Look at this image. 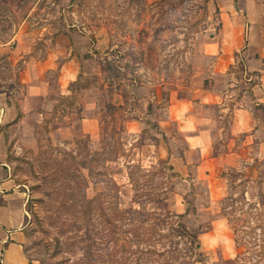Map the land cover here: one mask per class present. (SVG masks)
I'll return each mask as SVG.
<instances>
[{
	"label": "rangeland",
	"instance_id": "1",
	"mask_svg": "<svg viewBox=\"0 0 264 264\" xmlns=\"http://www.w3.org/2000/svg\"><path fill=\"white\" fill-rule=\"evenodd\" d=\"M218 17L211 0H0V105L5 109L0 131L8 140L12 178L23 193L24 250L30 259L41 264H178L184 239L167 235L169 225L160 218L150 230L154 219L133 211L182 215L188 208L181 221L199 243L192 247L189 264H264V159L258 181L248 182L242 168L228 173L226 196L243 192L245 201L256 206L246 211L243 205L228 223L219 206L210 203L204 181L167 178L152 147L160 134L155 124L144 120L135 133L124 127L139 94L158 88L162 105L170 91L192 99L199 89H212L215 57L204 43L217 44L220 54L236 48L221 45L230 31H222ZM26 49L30 52L16 63V53ZM75 54L81 66L67 96L54 93L58 70H49L50 93L37 113L21 125L2 126L22 119L18 109L26 85L17 74L26 60L50 55L60 65ZM234 57L215 88L226 97L214 109L220 116L218 151L227 137L228 111L249 81L242 47ZM92 101H97L96 131L89 136L80 120L84 104ZM109 103L119 106L115 123ZM170 251L176 252L171 259Z\"/></svg>",
	"mask_w": 264,
	"mask_h": 264
},
{
	"label": "crops",
	"instance_id": "2",
	"mask_svg": "<svg viewBox=\"0 0 264 264\" xmlns=\"http://www.w3.org/2000/svg\"><path fill=\"white\" fill-rule=\"evenodd\" d=\"M211 1L218 9L220 28L230 31L228 38L223 37L221 45L236 47L220 54L217 44L204 43V50L215 57L210 76L212 89H199L198 95L192 99L170 91L166 103L162 105H159L158 88L152 93L139 94L132 103L133 115L128 112L124 127L128 133H135L143 127L144 120L155 124L160 132L156 135L157 143L152 146L156 150L155 159L166 161L184 182L204 181L210 203H216L221 208V201L227 195L229 172L242 168L248 182L261 179L259 167L264 159V0ZM241 47L243 72L249 76V81L246 80L248 86L239 94L234 108L228 111L227 137L223 150L218 151L215 142L216 131H220L217 129L220 116L214 109L220 107L226 97L224 92L215 88L218 87V77L226 76L235 62L234 54ZM29 52V49L18 51L15 62H20L23 55ZM80 66L78 54L68 57L60 65L52 61L50 55L41 60L33 57L26 60L24 68L19 69L17 74L18 82L26 85V98L18 109L22 119L15 123L13 118L2 126L11 122L14 126L21 125L28 115L37 113L36 108L50 93L51 84L46 79L49 70H58L55 80L58 87L54 93L67 96V86L78 76ZM96 103L84 104L80 120L81 131L89 136L96 131ZM1 105L0 124L5 111ZM117 107L114 115H118ZM15 112L17 115L18 111ZM175 134L180 137L177 141ZM6 141L0 131V264H41L30 259L24 250L27 241L24 198L11 175ZM176 142H180V150ZM212 226L215 227V224Z\"/></svg>",
	"mask_w": 264,
	"mask_h": 264
},
{
	"label": "trees",
	"instance_id": "3",
	"mask_svg": "<svg viewBox=\"0 0 264 264\" xmlns=\"http://www.w3.org/2000/svg\"><path fill=\"white\" fill-rule=\"evenodd\" d=\"M216 12L218 13V9L216 8ZM89 57V56H88ZM251 85L253 84L252 82L250 83ZM167 100V97L166 99ZM108 109H110L109 111V116L111 117L112 122H116L115 118H114V109H115V105L113 104H107L106 105ZM154 140V139H153ZM157 143V141H156ZM158 164H162L165 169H167V178H174V177H179L178 174H176L173 171V168L167 164L166 161H162L159 160ZM136 168H138L140 171V167L135 166ZM130 181L133 182V180L131 179V175H129ZM245 183V181H244ZM117 188V186H116ZM153 194V193H151ZM245 194L239 195L238 197H232V196H226L222 199L221 201V214L226 218V220L228 221V223H231V215L236 211V210H242L243 209V205H246V211L252 210V208H256L255 204L252 202H246L245 200ZM136 196V194L134 195V197ZM167 197L165 196L163 199H166ZM97 199V198H95ZM94 199V200H95ZM93 201V200H92ZM92 201H88V202H92ZM238 204H240L241 206H237ZM122 214H125L129 211L126 210H122L119 211ZM188 213V208H186L185 213L182 215H178L175 212L172 211H166L164 214H157L154 212H148V211H133V214L135 215H143L145 217L148 218V220H152L154 222L149 223V229L152 230V228L154 229V226L156 225V219L160 218L161 221L165 222L166 224L169 225L168 226V234L169 236H177L179 239H184V243H185V248L181 250V257H180V261H178V264H189V261L192 260V256L194 255V252L192 251V247L196 246V248H199V243L197 242L196 238L197 235L195 233L190 232L187 228H185V226L183 225L181 219L183 217V215ZM173 221V223H172ZM169 222V223H168ZM245 228V226L240 227L238 230ZM148 230V229H147ZM145 230V231H147ZM238 230H235L238 231ZM236 242V247L239 246L237 239H235ZM175 250V249H174ZM172 252H174V254L176 253L175 251H170L168 252V254L170 255L169 258L171 259L172 256ZM179 252V256H180V250Z\"/></svg>",
	"mask_w": 264,
	"mask_h": 264
}]
</instances>
